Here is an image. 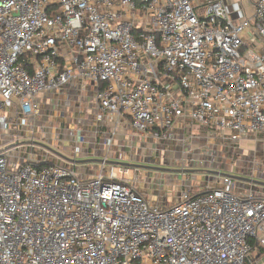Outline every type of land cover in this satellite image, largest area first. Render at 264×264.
Wrapping results in <instances>:
<instances>
[{"label":"built area","instance_id":"obj_1","mask_svg":"<svg viewBox=\"0 0 264 264\" xmlns=\"http://www.w3.org/2000/svg\"><path fill=\"white\" fill-rule=\"evenodd\" d=\"M251 6L0 0V138L13 141L0 147V264H264L263 185L207 176L191 193L186 179L169 203L107 166L180 159L147 141L179 138L182 164L184 143L206 138L188 161L211 170L216 141L264 147V0ZM39 130L103 161H62L33 143Z\"/></svg>","mask_w":264,"mask_h":264},{"label":"rangeland","instance_id":"obj_2","mask_svg":"<svg viewBox=\"0 0 264 264\" xmlns=\"http://www.w3.org/2000/svg\"><path fill=\"white\" fill-rule=\"evenodd\" d=\"M247 29L243 30L241 35H245L247 33ZM91 115H89L90 117ZM37 138L34 140L35 142H41L48 146H51L54 150L62 153L63 155L69 157V158H75V159H83L82 157H77L72 152V145H69L68 141L64 138L56 139L55 142H52L51 138H44L43 133L39 130L37 131ZM90 141H92V138H89ZM30 142L29 139H21L19 141L20 145L26 146L27 143ZM206 142V138H198L195 139L193 142L188 144L189 142L186 141L184 145H186V148H189V153L187 155V160L183 162L182 164L186 165L184 167H187V169H191L190 172L186 173H180V172H169V171H156L153 169L148 168H135V167H127L124 165H120L119 163H130V164H139V165H145V166H155V167H163V168H169V169H181V159L184 157L183 153H180L182 142L179 138H175L172 140H166V141H159L157 143H151L147 141V143H143V147L148 148H156V149H162L164 147L170 146L172 149L177 150L176 155L180 158L178 159V162L173 161L171 159V155L167 152L165 153V158L163 162L169 161V164H163L160 163L161 160H156V163H151L145 160V158H139L138 161H124V160H109L116 162V164H109L107 166L113 167L114 172L116 173L117 177L119 179H129L131 176H135L136 178H140V185L141 189L144 193H146L147 197H157L160 200H164L165 198L168 199L169 203H172L173 198L177 196V194L184 189L183 184L185 183L186 179L191 180V187L190 192L196 193L202 190V182L204 179H206L207 176H210V178H207L209 180H212L211 177H221V176H215V175H209L206 173V170H211L210 168L205 167H199L195 162H190L188 159H190L193 156H198V146L201 144H204ZM13 143L12 140H9L7 138H0V147L1 146H9ZM117 144L120 143V140L116 141ZM216 146L214 147V156H213V163L212 167L215 168L213 170L224 172V173H230L235 175H243V176H252L254 174V161L255 157H260L264 155V147L261 142L255 144L253 141H249L248 143H243L241 148H238V146L233 147H221L219 146V142L216 141ZM82 144L79 143L78 147H81ZM220 150H219V149ZM46 152L45 149L41 148ZM49 153V152H48ZM94 153H100V151H95ZM50 155H53L52 153H49ZM168 154V156H167ZM193 155V156H192ZM93 158H100L98 155L90 156ZM168 158V159H167ZM62 160V159H61ZM63 161V160H62ZM91 163L86 164H76L77 166H86L90 165ZM96 164V163H93ZM122 170H126V172H122ZM258 177L264 178V173L258 172ZM257 180L264 181L262 179L256 178Z\"/></svg>","mask_w":264,"mask_h":264},{"label":"water","instance_id":"obj_3","mask_svg":"<svg viewBox=\"0 0 264 264\" xmlns=\"http://www.w3.org/2000/svg\"><path fill=\"white\" fill-rule=\"evenodd\" d=\"M33 143L35 145H37L38 147L43 148V149L47 150L48 152L56 155L57 157H59L60 159L66 161V162H70V163H74V164H86V163H101L103 161V159L93 158V157H86L83 159L69 158V157L63 155L62 153L54 150L51 146H48L44 143L35 142V141ZM107 163L108 164H112V163L116 164V162H113V161H107ZM119 164L127 166V167L148 168V169H153L156 171H169V172H180V173H186V172L191 171V169H169V168H163V167L145 166V165L130 164V163H119ZM206 173L209 175H215V176H228V177H231L232 179H235V180L244 181V182H248V183H254L257 185H263L264 186V181H260V180L250 178L247 176H243V175L224 173V172H220V171H216V170H206Z\"/></svg>","mask_w":264,"mask_h":264},{"label":"crops","instance_id":"obj_4","mask_svg":"<svg viewBox=\"0 0 264 264\" xmlns=\"http://www.w3.org/2000/svg\"><path fill=\"white\" fill-rule=\"evenodd\" d=\"M228 6L230 7V9H241L242 13L244 15H249L252 12V6H251V0H226ZM264 138V137H263ZM117 140H124V138H118ZM249 141H247L246 143H248ZM93 155H98L100 156V158L102 157V152L100 151V153H96V154H91L89 156H93ZM88 156V157H89ZM87 157V156H86ZM94 165V164H93ZM96 165V164H95ZM142 190V189H141ZM143 191V190H142ZM147 196V195H146ZM148 198V197H147ZM150 198V197H149ZM168 202V199H165Z\"/></svg>","mask_w":264,"mask_h":264}]
</instances>
